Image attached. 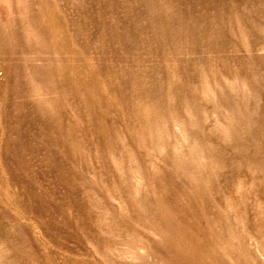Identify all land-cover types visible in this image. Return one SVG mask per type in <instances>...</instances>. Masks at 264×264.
I'll return each instance as SVG.
<instances>
[{
    "label": "rangeland",
    "instance_id": "obj_1",
    "mask_svg": "<svg viewBox=\"0 0 264 264\" xmlns=\"http://www.w3.org/2000/svg\"><path fill=\"white\" fill-rule=\"evenodd\" d=\"M0 264H264V0H0Z\"/></svg>",
    "mask_w": 264,
    "mask_h": 264
},
{
    "label": "bare ground",
    "instance_id": "obj_2",
    "mask_svg": "<svg viewBox=\"0 0 264 264\" xmlns=\"http://www.w3.org/2000/svg\"><path fill=\"white\" fill-rule=\"evenodd\" d=\"M257 246V245H256Z\"/></svg>",
    "mask_w": 264,
    "mask_h": 264
}]
</instances>
